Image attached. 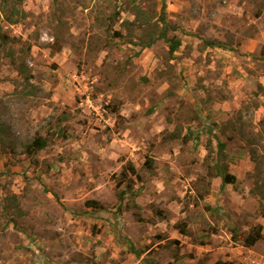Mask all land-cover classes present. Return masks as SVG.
I'll return each mask as SVG.
<instances>
[{
    "label": "rangeland",
    "instance_id": "rangeland-1",
    "mask_svg": "<svg viewBox=\"0 0 264 264\" xmlns=\"http://www.w3.org/2000/svg\"><path fill=\"white\" fill-rule=\"evenodd\" d=\"M135 7L159 28L164 7L176 52L141 47ZM21 8L17 25L0 13L30 76L0 48V264H264V0Z\"/></svg>",
    "mask_w": 264,
    "mask_h": 264
},
{
    "label": "trees",
    "instance_id": "trees-1",
    "mask_svg": "<svg viewBox=\"0 0 264 264\" xmlns=\"http://www.w3.org/2000/svg\"><path fill=\"white\" fill-rule=\"evenodd\" d=\"M24 0H1L0 2V13L2 14V20L9 24V25H17L21 24L25 21L27 14L26 12L21 8V4ZM135 16V22H126L125 24L128 25V27L135 25L137 21H139V24H137V30H140V35H138V39L140 41L142 48H149L152 45H154L157 41L163 40L165 43L169 46L170 53H174L178 50L180 47V41L174 38L168 37L167 32V21L164 16V7L162 8L161 17L158 19V24L161 23V27L159 28L157 24L150 22V18L146 17L142 10H140L138 7H135L134 12ZM127 27V28H128ZM158 27V28H157ZM13 42V39H11L6 34L2 33L0 30V48L4 52V56L10 59L11 64L16 67L19 74L22 75L24 82L29 83L30 76L26 74V71L24 69V59L17 60L15 56V51L11 48V43ZM207 46H214L213 43L208 42ZM220 46V45H219ZM6 138H9L8 136V129L7 127L0 123V142L2 144V149L5 150L4 146V140ZM11 144L9 145V149L13 152L16 151V146L12 141H10ZM219 151L222 152L224 149V145L219 143ZM23 152L27 154L29 157H33L38 151L42 150L46 147V142L42 138H36L31 142H28L27 144H24L23 146ZM254 159V155L251 156ZM210 169L213 172L212 176L218 177L221 180V186L224 188L226 185H231L234 188H236L237 179L234 175L230 174L228 172V169L226 166L215 164L213 166L210 165ZM129 170L134 173L133 167H129ZM259 176L256 175V186L259 184ZM257 188L255 187V191ZM88 204L95 205V202H90ZM262 238V228L257 227L256 229L249 232L247 235L243 238V246L245 247H252L254 246L259 240ZM231 240L233 242H238L240 240V236L237 233V230L233 228L231 230ZM214 264H233L232 262L228 261H217Z\"/></svg>",
    "mask_w": 264,
    "mask_h": 264
}]
</instances>
